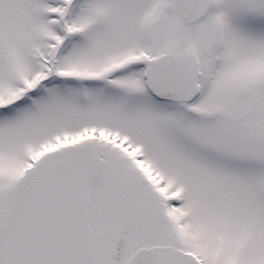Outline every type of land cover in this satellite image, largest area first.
<instances>
[{
    "label": "snow or ice",
    "instance_id": "1",
    "mask_svg": "<svg viewBox=\"0 0 264 264\" xmlns=\"http://www.w3.org/2000/svg\"><path fill=\"white\" fill-rule=\"evenodd\" d=\"M0 264H264V0H0Z\"/></svg>",
    "mask_w": 264,
    "mask_h": 264
}]
</instances>
